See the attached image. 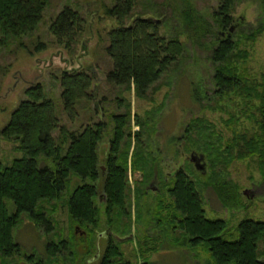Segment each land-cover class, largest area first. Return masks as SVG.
<instances>
[{
	"label": "trees",
	"instance_id": "16d2710c",
	"mask_svg": "<svg viewBox=\"0 0 264 264\" xmlns=\"http://www.w3.org/2000/svg\"><path fill=\"white\" fill-rule=\"evenodd\" d=\"M173 1L170 12L177 17L180 29L170 35L161 32L166 21L162 14H156L155 19L154 15L142 13L126 23L136 0H113L112 5L104 7V14L118 23L107 31L105 53L111 67L105 72V80L127 91L133 89L135 96L146 98L152 84L169 71L186 50L180 35L186 34L200 46L208 36L216 41L210 54L214 94L218 97L230 92L238 94L243 100L240 116L232 115L226 120L230 134L224 140L221 139L223 133L216 130L213 122L198 116L188 121L182 150L203 156L204 168L199 170L202 180L192 177L190 169H177L165 191L170 200L160 198L152 210L158 218L159 215L163 217L168 229L179 231L177 237L183 238L182 245H202L210 256V264H264V221L242 219L237 224L238 237L227 239L222 235L226 221L206 216L198 189L205 184L225 205L232 204L237 187L225 179V175L234 159H253L264 179V72L259 77L251 76L240 67L249 51L239 48L237 40L230 36L237 0H218L210 21L191 0ZM48 4L49 0H0V49L31 35L42 21ZM216 28H221L225 35ZM82 29L83 18L69 5H64L49 24L50 34L65 48L73 46ZM261 31L262 25H259L244 37L255 40ZM44 46L43 42L37 43V48ZM94 77L92 71L80 68L65 69L59 74L61 110L70 126L61 122L56 102L37 83L26 88V97L11 111L0 129V140L17 142V148L23 152L9 164L0 159V264H10L9 260L22 252L15 230L23 215L46 232L45 251L50 258L63 254L64 249L74 243L75 228V232L82 230L83 257L87 263L97 258V264H132L123 258L121 251L122 240L130 235L128 169L140 171L135 188L138 218L141 195L148 182L158 175L153 166L157 157L145 149L142 138V132L149 127L152 111H146L143 117L134 113L133 119L141 129L131 131L130 102L121 104L124 98H115L117 105L125 106V110L110 114L114 124L102 176L99 146L106 123L89 116L87 122L74 125L79 119L76 106L94 98L91 89ZM194 96L200 97L199 94ZM242 116L251 118L252 127L240 126ZM131 140H134V147L129 155ZM71 173L78 176L81 183L64 197ZM99 192H103V198ZM62 197L71 222L70 238L58 236L54 240L49 236H54L50 234L57 225L54 213ZM101 207L106 217L105 232L100 231L103 229ZM103 232L107 234L106 243L99 254L98 238ZM150 244L148 241L139 248V256L156 250ZM68 254L73 255L74 251L70 249ZM76 257L68 259L74 261ZM140 264H149V261Z\"/></svg>",
	"mask_w": 264,
	"mask_h": 264
},
{
	"label": "rangeland",
	"instance_id": "374dc122",
	"mask_svg": "<svg viewBox=\"0 0 264 264\" xmlns=\"http://www.w3.org/2000/svg\"><path fill=\"white\" fill-rule=\"evenodd\" d=\"M191 1L209 21L213 19L212 13L217 7L218 0ZM172 2L174 1L136 0L131 17L126 23H130L134 17L142 13L145 16L162 14L166 21L161 26V32L165 35L174 34L180 27L177 17L172 16L170 12L169 6ZM112 4L113 0H49L42 21L36 30L31 35L23 37L22 40L0 49V129L7 122L11 111L26 97V88L37 83H40L46 95L56 102V112L61 122L70 126L61 110L59 74L62 70L74 68L92 71L95 75L91 88L94 98L91 101H81L76 106L79 119L74 125L78 126L80 123L87 122L89 116H92L95 121L101 120L106 123L105 135L99 146L102 167L114 124L110 114L125 110V106L117 105L115 98H124L121 104L126 101L130 102L131 131L141 129L133 119L134 113L143 117L146 111H152L151 119L148 118L149 127L142 132V138L145 141V149L157 157L158 163L155 161L153 166L158 170V175L153 178L152 185L151 181L148 182L147 189L141 195L137 218L135 188L136 180L140 179V171L132 172L130 167L128 169L131 220L130 235L121 242L123 258L132 264H140L147 260L149 264H210V256L202 245H182L183 238L177 237L179 231L172 232L168 229V223L164 222L162 216L159 215L160 218H158L152 208L156 203L158 204L160 198L170 200L165 191L172 183L177 169H190L192 177L202 180L199 175L200 169H197L190 161L191 152L185 153L182 150L184 141H186L184 128L188 121L198 116L207 119L208 122H213L216 130L223 133L221 139L224 140L230 134L225 122L232 118L230 117L232 115L240 116L243 100L234 92L223 97L214 94L210 54L216 41L213 42L211 36L206 37L203 45L200 46L193 43L186 34L180 35V39L186 45V50L178 58L176 64L152 84L147 91L148 97L146 98L135 96L133 89L127 91L107 83L105 72L111 67L105 53L107 31L116 27L118 23L104 14V7ZM64 5L77 9L83 18V29L76 36L77 41L71 48L57 44L49 32L51 20ZM232 17L233 21L230 26L233 29L230 36L233 40H237L239 48H246L249 51L247 59L240 62V67L245 69L249 75L259 77L260 73L264 72V0H237ZM259 25H262V31L255 40L244 37ZM216 30L221 31V28H216ZM38 42H43L44 48H37ZM195 94H199L200 97L196 99ZM239 124L246 128L253 125L251 118L244 116L241 117ZM17 145L15 141L0 140V159L4 164H9L13 158L23 155ZM125 145L123 143V147ZM133 147L134 140H131L129 155ZM43 162L42 160L41 163ZM226 171L225 179L231 180L237 187V196L232 204L225 205L212 188L205 184L198 186V189L203 199L206 216L224 219L227 226L222 235L227 239H234L238 237L237 224L242 219L264 221V179L254 160L249 158L234 159ZM80 183L81 179L71 173L64 197H67ZM245 190L247 194L244 193ZM99 196L103 198V192H99ZM64 197L56 204L57 209L54 214L57 225L50 233L54 235L49 236L50 239L57 240L58 236L62 239L70 238L71 222L67 204L64 205L63 202ZM101 210L100 218L103 229L100 231L105 232L106 217L103 208ZM76 230L75 232L74 228V233H76L74 243L64 249L63 254L50 258L51 256H47L45 251V242L48 239L46 232L23 215L22 222L15 230V238L21 244L22 252L12 257L9 260L10 264H97V258L88 263L85 261L83 257L85 240L81 238L82 230ZM104 232L98 238L99 254L102 253L106 243L107 234ZM148 241L156 250L148 254L145 252V256H139V248H143ZM70 249L74 251L73 255L68 254ZM70 256L77 257L71 261L68 259Z\"/></svg>",
	"mask_w": 264,
	"mask_h": 264
},
{
	"label": "water",
	"instance_id": "95a60500",
	"mask_svg": "<svg viewBox=\"0 0 264 264\" xmlns=\"http://www.w3.org/2000/svg\"><path fill=\"white\" fill-rule=\"evenodd\" d=\"M232 29H233V27L230 26V27H229V31L231 32ZM196 156H197V158H198L199 166H198V165L196 164V162H195V157H196ZM202 159H203V156H202V155L198 156V155H196V154H194V153H191V154H190V161L194 162V163H195V164H194L195 167H196L197 169H200V170L204 168V163L202 162ZM101 167H102V165H101ZM244 193L247 194V191L245 190Z\"/></svg>",
	"mask_w": 264,
	"mask_h": 264
},
{
	"label": "flooded vegetation",
	"instance_id": "af4514ba",
	"mask_svg": "<svg viewBox=\"0 0 264 264\" xmlns=\"http://www.w3.org/2000/svg\"><path fill=\"white\" fill-rule=\"evenodd\" d=\"M220 32H221L222 34L225 33L224 31H220ZM107 158H108V151L105 152V156L103 157L104 165H105V163H106ZM195 162H196V164L199 166V162H198V158H197V156L195 157ZM193 164H195V163L193 162ZM194 166H195V165H194ZM101 168H103V167H101ZM201 170H202V169H201ZM104 174H105V170H104V168H103V170H102V172H101V175L103 176ZM154 178H155V176H154ZM153 180H154V179H152L151 182H150L151 185H152Z\"/></svg>",
	"mask_w": 264,
	"mask_h": 264
}]
</instances>
